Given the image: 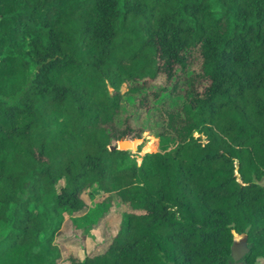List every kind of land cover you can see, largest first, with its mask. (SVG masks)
Returning a JSON list of instances; mask_svg holds the SVG:
<instances>
[{
	"label": "trees",
	"instance_id": "1",
	"mask_svg": "<svg viewBox=\"0 0 264 264\" xmlns=\"http://www.w3.org/2000/svg\"><path fill=\"white\" fill-rule=\"evenodd\" d=\"M114 210L105 244L73 254ZM257 258L264 0H0V264Z\"/></svg>",
	"mask_w": 264,
	"mask_h": 264
},
{
	"label": "rangeland",
	"instance_id": "2",
	"mask_svg": "<svg viewBox=\"0 0 264 264\" xmlns=\"http://www.w3.org/2000/svg\"><path fill=\"white\" fill-rule=\"evenodd\" d=\"M122 89H124L123 86ZM191 135L194 138L197 137L202 138L200 137L199 133L195 131H193ZM141 138L144 140V146L140 149L138 154L142 155L145 152L153 151L155 148L156 139L147 132H144L141 135ZM126 141H128L129 144L127 146H122V148H130L131 152H135V148L137 144L141 141V139L133 140L132 142L129 140ZM82 198L86 202V204L90 203V200L86 194H83ZM118 212H119L118 210H114L111 213L109 219L99 223L96 227L91 229L92 231L89 230L88 232H86L83 239L81 240H80L79 232L73 231V233H75L76 239L74 240L73 243H70V245H68L67 247L70 248L73 254H75L77 257L81 256V258L85 254L96 249L97 247H102V245H104L105 242L109 239L110 234H112V232L116 228L118 222ZM69 219H70L69 214L64 213L63 227L61 229V232L56 238V242L61 244L62 246H63L64 236L72 233ZM242 243H243V234H233V247L237 244H242ZM262 263H263L262 259L260 258L256 259L255 264H262ZM58 264H67V260H61L60 262H58Z\"/></svg>",
	"mask_w": 264,
	"mask_h": 264
},
{
	"label": "crops",
	"instance_id": "3",
	"mask_svg": "<svg viewBox=\"0 0 264 264\" xmlns=\"http://www.w3.org/2000/svg\"><path fill=\"white\" fill-rule=\"evenodd\" d=\"M63 223H64V221H63ZM63 223H62L61 229L63 227ZM61 229H60V232H61ZM231 250H232V256H233L234 259H237L240 255H242L245 252L244 235H243V243L242 244H237V245H235L233 247V240H232V248H231ZM78 255H79V253H78ZM79 258L81 259V256Z\"/></svg>",
	"mask_w": 264,
	"mask_h": 264
},
{
	"label": "water",
	"instance_id": "4",
	"mask_svg": "<svg viewBox=\"0 0 264 264\" xmlns=\"http://www.w3.org/2000/svg\"><path fill=\"white\" fill-rule=\"evenodd\" d=\"M122 140H119V141H117V143H116V147L117 148H122L121 146H120V142H121ZM123 149H126V150H129L130 151V148H123Z\"/></svg>",
	"mask_w": 264,
	"mask_h": 264
}]
</instances>
